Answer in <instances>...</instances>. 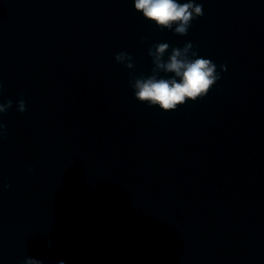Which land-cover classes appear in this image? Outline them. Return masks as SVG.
Wrapping results in <instances>:
<instances>
[{
    "label": "water",
    "instance_id": "obj_1",
    "mask_svg": "<svg viewBox=\"0 0 264 264\" xmlns=\"http://www.w3.org/2000/svg\"><path fill=\"white\" fill-rule=\"evenodd\" d=\"M194 2L181 36L134 0H0V264H264V0ZM189 41L209 94L139 102L151 46Z\"/></svg>",
    "mask_w": 264,
    "mask_h": 264
},
{
    "label": "clouds",
    "instance_id": "obj_2",
    "mask_svg": "<svg viewBox=\"0 0 264 264\" xmlns=\"http://www.w3.org/2000/svg\"><path fill=\"white\" fill-rule=\"evenodd\" d=\"M134 8L142 13L143 17L153 22L161 31L167 29L175 34L185 36L188 34L192 22L204 15L203 5L194 0L180 3L178 0H134ZM195 45L190 41L183 48H172L169 53L168 43H156L151 46L148 55L152 57L153 64L150 76H132L130 86L134 90L135 98L149 107L158 106L165 112L175 111L184 106L188 101L193 103L205 98L217 81L221 79L217 65L210 59L200 57L195 51ZM115 60L124 64L128 69H134L133 57L126 52H119ZM227 71L226 65H220ZM174 74L169 78L160 77V73ZM3 84L0 83V92ZM21 95L18 101V111H27L26 102ZM13 106V102L0 103V113L6 114ZM8 136L7 126L0 123V139ZM35 171V169H32ZM10 188V184L5 185ZM24 264H44V260L32 257L26 258ZM57 264H66L64 260Z\"/></svg>",
    "mask_w": 264,
    "mask_h": 264
}]
</instances>
